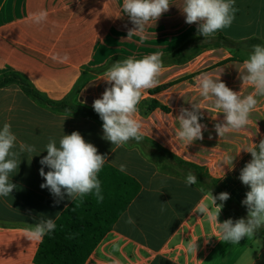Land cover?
I'll return each mask as SVG.
<instances>
[{
	"label": "crops",
	"instance_id": "obj_1",
	"mask_svg": "<svg viewBox=\"0 0 264 264\" xmlns=\"http://www.w3.org/2000/svg\"><path fill=\"white\" fill-rule=\"evenodd\" d=\"M170 2L169 11L146 26L141 39L138 35L128 38L135 26L122 12L123 0H0V79H12L0 86V128L9 123L17 145L23 142L36 149L22 155L17 173L12 174L16 188L11 195L0 197V264H37L41 240L28 238L26 229L48 217L56 221L74 201L42 189L45 181L39 174L41 167L50 170L40 164L49 139L58 142L73 131L107 157L104 167L119 170L121 164L126 165L122 173L140 186L86 264H264V235L256 233L239 244L223 242L207 216L195 212L201 202L214 210L208 177L234 204L246 207L242 201L250 189L239 175L251 160L244 149L264 139V97H257L252 124L239 132L219 137L215 125L223 122V114L206 102L199 113L200 123L206 125L203 139L185 146L176 138L181 108L192 110V104L202 99L195 88L196 77L221 75L233 91L252 92L251 87L242 88L240 70L252 46L264 45V0H235L237 11L231 26L209 38L198 35L197 24L185 22L180 10L183 0ZM40 10L48 12V19L41 24L31 22L30 15ZM221 37L227 41L221 43ZM191 41L207 46L185 61L162 60L159 85L146 90L138 105L145 133L141 142H153L161 149L135 140L115 148L103 138L97 119L47 103L70 98L94 111V100L110 85L100 79L105 71L96 74L93 70L113 58L139 59L156 51L170 57L185 46L190 55ZM85 71L91 76L75 91ZM153 101L159 105L147 110ZM165 152L174 158L166 156L169 163L163 168L157 158ZM225 154L234 158L231 167L225 164ZM189 172L197 176L191 186L185 183ZM235 211L222 209L218 221L247 218V207L245 216ZM129 217L134 223H127ZM204 236L209 237L207 242ZM194 240L196 256L187 251V244Z\"/></svg>",
	"mask_w": 264,
	"mask_h": 264
},
{
	"label": "clouds",
	"instance_id": "obj_2",
	"mask_svg": "<svg viewBox=\"0 0 264 264\" xmlns=\"http://www.w3.org/2000/svg\"><path fill=\"white\" fill-rule=\"evenodd\" d=\"M235 0H183L180 7L189 25L197 24V33L204 38L213 37L218 31L231 26L235 19ZM172 6L170 0H123L122 12L126 14L135 26L128 31V38L138 35L144 38L145 28L156 21ZM48 12L40 10L30 15L35 24H41L48 19ZM160 51L153 52L142 58L128 57L114 62L103 74V79L110 87L105 88L101 98L93 102V109L103 121V138L115 148L126 145L129 141L141 142L144 138L143 124L138 118V105L146 90L159 85V77L164 70ZM67 59V57H65ZM242 88H252V92L243 95L230 89L220 76L203 73L196 77L195 88L202 98L200 103H193L192 110L181 108L176 117L179 128L176 138L188 146L203 139L206 125L200 123V110L204 104L211 102L219 113L223 114V122L215 125L219 137L228 133L239 132L252 124L250 115L257 110V97H264V45H254L248 57L243 61L240 70ZM214 119L216 118L213 117ZM254 144V143H253ZM254 147L246 150L251 154V160L241 170L239 179L250 189L242 204L247 207V218L233 221L231 218L218 221L229 194L224 192L213 196L210 192V203L201 202L195 212L207 216L215 226L219 240L239 244L243 238H252L264 228V139ZM35 146L23 142L17 145V137L9 123L0 128V197L11 195L16 185L12 182V174L17 173L24 153H34ZM47 155L40 160L42 166H47L45 172L41 167L39 174L44 179L40 185L47 188L54 197L63 199L67 195L72 200L95 195L98 202L103 201L101 182L98 174L107 162L105 155L99 154L95 145L87 142L78 132L63 134L57 142L50 138L45 146ZM33 157V156H32ZM226 165L233 164L234 158L225 154ZM119 171L126 172V165L121 164ZM224 172V171H223ZM225 175V173H224ZM185 183L189 186L197 183V176L188 173ZM59 202V201H57ZM127 223H134L129 217ZM56 224L53 218L41 219L30 225L28 238L42 240L54 231ZM207 242V236H204ZM187 251L197 252V240L187 244Z\"/></svg>",
	"mask_w": 264,
	"mask_h": 264
},
{
	"label": "trees",
	"instance_id": "obj_3",
	"mask_svg": "<svg viewBox=\"0 0 264 264\" xmlns=\"http://www.w3.org/2000/svg\"><path fill=\"white\" fill-rule=\"evenodd\" d=\"M220 39L221 43L227 41V39L223 37ZM190 44L191 46L193 45V51H191L192 53L190 55H187L188 46H185L174 52L170 57H162V60L173 59L185 61L191 58L200 48L207 46L206 43L196 45L195 42L192 41L189 42V46ZM123 59L124 58H113L105 67L95 69L93 72L97 74L106 71L114 62ZM90 76L91 75L85 71L84 77L81 79L77 88H75V91ZM10 81H12L11 78H1L0 86ZM25 90L38 97L30 88L25 87ZM47 103L53 108L95 118L103 124V121L95 111L72 102L70 98L67 101L65 100L59 103L48 100ZM157 105L159 104L156 101L150 102L147 110ZM141 143L161 149L153 142ZM165 154L168 158H174V156L168 152H165ZM179 162L185 164L183 161ZM98 178L101 182L103 201L98 202L95 195L91 194L83 198L75 199L55 221V230L42 238L35 256V262L37 264H86L88 257L95 247L111 229L112 225L117 221L123 211H125L140 189L135 179L111 166L103 167L98 174ZM208 179V191L211 192L213 196L224 193L209 177ZM217 202L219 204L223 203V209L225 211L227 208L232 207V205H236L231 198L225 202L219 200H217ZM261 230L264 235V228Z\"/></svg>",
	"mask_w": 264,
	"mask_h": 264
},
{
	"label": "rangeland",
	"instance_id": "obj_4",
	"mask_svg": "<svg viewBox=\"0 0 264 264\" xmlns=\"http://www.w3.org/2000/svg\"><path fill=\"white\" fill-rule=\"evenodd\" d=\"M254 45H257V43L256 44H254ZM253 45V46H254ZM252 46V47H253ZM146 146V145H145ZM147 147H150V146H148L147 145ZM151 148V147H150ZM155 156V155H154ZM160 157H158L157 159L161 162V165H162V167L164 168V167H166L167 165H168V158L166 157V155L164 154H160L159 155ZM162 157V158H161ZM229 208H231L232 210H236V211H238L242 216H245L246 215V207H243V206H239V205H232V207H229ZM227 213L231 216V217H235V215H234V213L232 212V211H230V210H227ZM262 229V228H261ZM259 230L257 233L258 234H262L263 235V232H262V230Z\"/></svg>",
	"mask_w": 264,
	"mask_h": 264
}]
</instances>
